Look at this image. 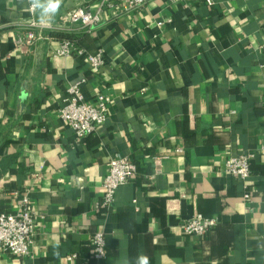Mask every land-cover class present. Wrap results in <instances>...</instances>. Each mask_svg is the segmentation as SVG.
I'll list each match as a JSON object with an SVG mask.
<instances>
[{
    "label": "crops",
    "instance_id": "1",
    "mask_svg": "<svg viewBox=\"0 0 264 264\" xmlns=\"http://www.w3.org/2000/svg\"><path fill=\"white\" fill-rule=\"evenodd\" d=\"M212 2L152 0L85 31L66 21L79 0H62L51 23L80 36L85 54L104 52L94 73L76 53L54 57L62 41L49 30L18 47L39 12L0 0V163L11 158L17 172L0 179V212L17 209L19 191L36 216L33 257L0 250V264H134L138 254L150 264H264V0ZM82 80L86 103L98 93L111 101L106 124L79 141L60 112ZM244 154L246 182L225 172ZM117 155L137 173L99 208ZM197 214L218 225L193 239L181 225ZM97 232L103 260L93 258Z\"/></svg>",
    "mask_w": 264,
    "mask_h": 264
},
{
    "label": "built area",
    "instance_id": "2",
    "mask_svg": "<svg viewBox=\"0 0 264 264\" xmlns=\"http://www.w3.org/2000/svg\"><path fill=\"white\" fill-rule=\"evenodd\" d=\"M151 1L96 0L95 3L88 4L86 0H79V5L67 14L66 21L71 25H80L85 31H91L103 24L107 15L114 19L128 15L143 9ZM207 3L209 6L213 5L212 0H207ZM30 12L34 13L35 10L30 9ZM27 27L29 32L25 36H20L16 41L18 47L32 44L37 39H43L45 30L51 32H67L69 30L52 23L41 24L35 21L29 22ZM75 53L86 58L89 68L94 73L100 71L106 64L105 54L102 50L95 55H87L76 43L67 40L62 41L61 48L56 52H52V55L54 57H69ZM85 83L86 81L82 80L68 88L64 98V106L60 112L61 119L73 131L79 141L97 133L98 128L106 124L108 106L111 101L106 94L98 93L94 98L93 104L86 103L82 93ZM252 157L250 154H244L229 158L225 164V172L239 178L243 182L248 181L252 175ZM107 167V175L101 186L104 195L99 208L102 207L103 209H109L114 205L118 190L128 185L137 173V166L129 158L119 155L112 158ZM18 195L20 204L14 212H0V250H3L11 257L26 259L34 255L36 216L29 196L26 193ZM244 198L246 200L251 199L249 195L244 196ZM217 225V218H206L197 214L184 221L181 229L186 236L199 239L204 238ZM91 242L94 248L93 258L96 260L105 259L107 256L105 234L103 232L95 233Z\"/></svg>",
    "mask_w": 264,
    "mask_h": 264
},
{
    "label": "clouds",
    "instance_id": "3",
    "mask_svg": "<svg viewBox=\"0 0 264 264\" xmlns=\"http://www.w3.org/2000/svg\"><path fill=\"white\" fill-rule=\"evenodd\" d=\"M62 0H27L31 10L39 12V23H51L58 13ZM127 264V262H126ZM134 264H150V258L144 254H138Z\"/></svg>",
    "mask_w": 264,
    "mask_h": 264
},
{
    "label": "trees",
    "instance_id": "4",
    "mask_svg": "<svg viewBox=\"0 0 264 264\" xmlns=\"http://www.w3.org/2000/svg\"><path fill=\"white\" fill-rule=\"evenodd\" d=\"M88 2H92L94 0H87ZM50 36L52 38H55V39H58V40H61V41H71V42H74L77 44V46L79 47L78 43H79V40H80V36L74 34V33H70V32H49ZM11 162H12V159L7 157L5 158L1 163H0V166H1V172H0V179L2 177V175L6 172V169L8 168L9 169V172L11 174H16L17 172L13 169H11ZM15 193H18L20 195H23L25 193L23 192H17L15 191Z\"/></svg>",
    "mask_w": 264,
    "mask_h": 264
}]
</instances>
